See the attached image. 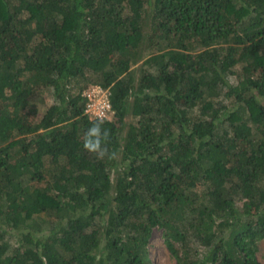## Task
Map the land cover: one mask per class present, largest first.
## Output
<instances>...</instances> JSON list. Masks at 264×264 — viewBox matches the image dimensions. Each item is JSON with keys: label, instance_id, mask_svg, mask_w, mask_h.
Returning <instances> with one entry per match:
<instances>
[{"label": "trees", "instance_id": "1", "mask_svg": "<svg viewBox=\"0 0 264 264\" xmlns=\"http://www.w3.org/2000/svg\"><path fill=\"white\" fill-rule=\"evenodd\" d=\"M260 98L264 0H0V264H153L155 227L178 264H260Z\"/></svg>", "mask_w": 264, "mask_h": 264}, {"label": "rangeland", "instance_id": "2", "mask_svg": "<svg viewBox=\"0 0 264 264\" xmlns=\"http://www.w3.org/2000/svg\"><path fill=\"white\" fill-rule=\"evenodd\" d=\"M136 66L137 64L133 65L132 67L135 68ZM237 71H239V69H237ZM232 79H234V77ZM76 81L73 83L74 87L72 89V93H77L80 89H82L83 91L87 87L91 85H95L90 82H85L81 79L76 80ZM34 96H35L34 99L36 100L38 99V101L36 102H38L40 115H42L43 111L48 106H50L51 104L55 102L53 96L51 95V91L48 89H43L42 87L36 90ZM260 99L261 101H264V98H260ZM131 102H132V99H131ZM126 121L127 123H131L134 121V117L132 116L131 113H128L126 117ZM40 218L46 226L47 223L45 221L48 220L50 217H48L47 215H42V217ZM11 240H12V243L14 244L15 238H11ZM198 249L201 251L203 250V247H198ZM146 253H147L148 258L153 264H178L176 258L167 249L164 243L162 230L159 227L153 228L150 239L147 244ZM255 256L260 264H264V239H258L256 241Z\"/></svg>", "mask_w": 264, "mask_h": 264}, {"label": "built area", "instance_id": "3", "mask_svg": "<svg viewBox=\"0 0 264 264\" xmlns=\"http://www.w3.org/2000/svg\"><path fill=\"white\" fill-rule=\"evenodd\" d=\"M85 98L84 114L90 120L102 118L111 120L114 112L109 101V92L107 89L99 85H91L82 91L81 94Z\"/></svg>", "mask_w": 264, "mask_h": 264}, {"label": "clouds", "instance_id": "4", "mask_svg": "<svg viewBox=\"0 0 264 264\" xmlns=\"http://www.w3.org/2000/svg\"><path fill=\"white\" fill-rule=\"evenodd\" d=\"M105 120L96 118L91 126L86 130L83 136V147L89 153L96 156L97 159L113 158L115 153H109L106 144L111 135L110 130L103 127Z\"/></svg>", "mask_w": 264, "mask_h": 264}]
</instances>
